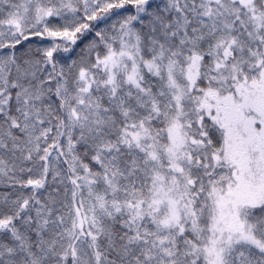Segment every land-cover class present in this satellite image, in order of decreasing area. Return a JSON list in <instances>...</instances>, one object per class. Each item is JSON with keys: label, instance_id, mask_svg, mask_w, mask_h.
<instances>
[{"label": "snow or ice", "instance_id": "1", "mask_svg": "<svg viewBox=\"0 0 264 264\" xmlns=\"http://www.w3.org/2000/svg\"><path fill=\"white\" fill-rule=\"evenodd\" d=\"M0 264H264V0H0Z\"/></svg>", "mask_w": 264, "mask_h": 264}, {"label": "trees", "instance_id": "2", "mask_svg": "<svg viewBox=\"0 0 264 264\" xmlns=\"http://www.w3.org/2000/svg\"><path fill=\"white\" fill-rule=\"evenodd\" d=\"M33 43H35V41H33ZM79 49H76V51H78ZM75 52H72V53H68V54H61V55H67V56H70V57H75Z\"/></svg>", "mask_w": 264, "mask_h": 264}]
</instances>
